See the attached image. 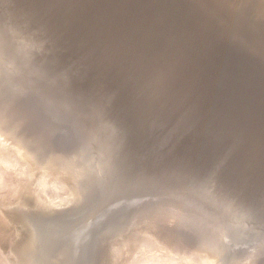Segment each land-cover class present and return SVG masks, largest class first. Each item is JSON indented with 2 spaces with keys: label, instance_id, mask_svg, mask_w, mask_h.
<instances>
[{
  "label": "rangeland",
  "instance_id": "obj_1",
  "mask_svg": "<svg viewBox=\"0 0 264 264\" xmlns=\"http://www.w3.org/2000/svg\"><path fill=\"white\" fill-rule=\"evenodd\" d=\"M15 1L17 0H0V21H5L11 15L8 8ZM49 6H59L63 10L49 12ZM72 6L78 11L84 9L82 7L80 10L73 0H45L34 4L35 8L31 13H35L32 17L34 15L37 19L33 17V21L43 27L45 35L38 41L41 51L36 57V67L19 72V78L15 82L4 77L1 82V102L7 106L8 113L16 111L14 119L17 129L22 128L24 131L21 132L29 140L39 141L41 158L46 165L54 166L55 169L42 171L33 167L30 170L31 178L29 176L27 180L23 174L18 173V167H7L0 161V264H134L140 260L139 247L142 243L153 240L151 234L155 232L171 233L178 240L176 242L187 246L192 243L196 246L221 243L226 254L222 255L225 264H264V199H259L264 198V176L259 172L253 174V179L260 182L257 186L259 192L255 191L248 171L237 166L233 169L236 179L231 185L227 181L216 179L220 176L218 166L229 159L235 162V159H241L242 154H245L250 162L255 163L260 160L257 154L264 156V96H259L264 93L263 76L253 70H239L237 76L230 74L231 77L228 72L232 70L231 67L222 68L215 61L206 62L201 56L205 55L204 51L197 48L185 53L189 52L190 56L186 55L188 60L184 54L178 58L172 57L173 63L158 70L155 57L143 55L139 37L129 32H117L119 27L117 29L114 25H118L121 12L118 11L119 6L115 5L106 15L98 12L93 18L87 19L96 26L97 29L92 30H98L95 31L98 35L88 39L84 45L86 50L79 45H70L67 43L70 40L66 38L68 32L72 34V25L70 16L67 15ZM102 18L103 24L99 21ZM31 23L32 19L30 23L25 20L23 24L26 26L23 28L31 29ZM39 31L38 29L37 33L40 35ZM109 37L112 40H108ZM135 42L139 44V49ZM115 43H118L117 46ZM128 43L130 47L127 46ZM132 44L136 46L133 47ZM53 47L58 50L50 54ZM69 50L74 52L69 53ZM163 52L160 51L156 56L162 54L157 57H165ZM66 53L68 61L64 59L67 57ZM195 54L198 56H194ZM124 57H132V60L124 61ZM159 60L162 61V58ZM197 66L200 68L197 69L198 72L195 71ZM203 67L209 68L211 74ZM202 70L206 71L204 75L208 74L204 76ZM164 71L169 72L164 74ZM247 72L251 74L248 75ZM109 73L124 74L123 79L130 88L127 86L128 97L132 106H135L129 108L128 112L117 105L114 96L110 97L103 86H98L99 75ZM206 80H209L208 83ZM159 88H163V91ZM242 89L244 92L240 94ZM152 93L158 96L160 103L158 100L153 101ZM198 101H201L200 104ZM206 104L208 108L205 107ZM134 114L143 116V119H133ZM205 127L210 128V134L203 132ZM193 136L209 141L224 156L217 163L212 158L206 162L205 156L191 144ZM220 138L228 139L226 142L236 149L224 146ZM12 144L15 145V141L5 135L0 138V146H3L0 148V160L1 156L13 160V163L20 157L27 159V155L20 149L14 151ZM195 151L200 158L198 165L190 161V156ZM73 161L81 166L92 163L93 178L90 180V189L87 188L89 192L85 191L84 200L67 206L62 212L56 209L63 199L55 200L50 204L54 207L51 210L38 192V180L50 176L60 179L61 175L56 177L54 174L56 166L61 171L62 165L66 166ZM225 173L228 174L226 171ZM182 204H186L189 209L183 208ZM21 209H24L26 219L17 216L21 214ZM121 246L124 248L119 250ZM117 250L123 257L115 258ZM201 252L207 254L206 250L202 249ZM121 259H125V262Z\"/></svg>",
  "mask_w": 264,
  "mask_h": 264
},
{
  "label": "bare ground",
  "instance_id": "obj_2",
  "mask_svg": "<svg viewBox=\"0 0 264 264\" xmlns=\"http://www.w3.org/2000/svg\"><path fill=\"white\" fill-rule=\"evenodd\" d=\"M44 1L45 0H17V1H15L14 5H11L8 8L11 11V15L5 21H0V136L2 137L3 135H5L6 137L10 138L11 140H14L15 143H16L15 145L12 144L14 146V151L16 149L17 150L20 149L21 151H23V153H25V155H27V157H26L27 159H22L20 157L22 160L19 161L20 158L18 160L15 159V161L16 160L18 161V162L16 161L15 163L12 162L13 160L12 161L8 160L7 157H6L7 159H4L3 156H1V160L0 161L4 165H6L7 167L8 166H11V167L13 166L15 168L18 167V169H17L18 173L23 174L26 177L27 180H29V176L31 178V174H30L31 171L30 170L33 167L34 168H40V170L42 169V171H44L45 169H55V167L54 166L51 167L50 165H46L47 163L45 162V160L41 158L42 149L40 147L41 146L40 143H38L39 141H37V139L36 140H34V139L29 140V138L25 137L23 132H21V130H23L22 128H21V130H19V128L17 129L18 125L15 124L16 123V119H14L15 116L17 115V114H15L16 111L13 110V112L11 111V112L8 113V109L6 108L7 106H4V104H2V102H1L2 101V99H1V97H2V95H1V91H2L1 82L3 81V77L6 78V80L11 79V80H13V82H15L19 78V75H18L19 72H22L23 70L30 69V68L33 69L34 67H36V57L38 56V52L41 51L40 47H38V41L41 39V36L44 38L45 35L43 33V27L40 26L37 22L33 21V19L35 17L33 15V17H34L33 18L32 14H35V13H31V12L34 11L33 9L35 7L33 8V6H34L35 3L44 2ZM66 1H68V0H66ZM88 1H90V0H82V1L73 0V3H75V5L77 4L78 8L80 10H81L82 7L84 9L81 10V11H78V10H76V11L69 10V12L66 11V12H68L67 16H70L69 20H70V23L72 25L71 31H73L74 24H79L80 23L81 27L83 25V23H81L79 21V19H81V18L80 17L78 18V16H77V15H79L78 12H83L86 15V19H88V18L91 19V18H93V16H95L94 15L95 13L99 12L102 15L103 14L106 15V12L109 9H114L115 6H119L118 7V9H119L118 11L121 12L120 13L121 14L120 15L121 19H120L118 25H116V24L114 25V26L117 27V29L119 27L117 32H120V33L123 32L124 34H125V32H129V33H132V34L136 35L137 37H139L138 39H140V44H141L140 46L142 47L143 55H145V56L146 55L154 56L155 59L157 60L158 70L165 69V65L170 64L171 62L173 63V58L172 57L178 58V56L180 57V56H182V54L185 55V53L188 50L192 49L194 51L197 48V49H201L202 51H204L205 55L202 54L201 56H203V58L206 60V62L207 61H209V62L210 61H215V62H217L218 65H220V66L222 65V68L231 67L232 70H229V69H228L229 71L227 70L229 72V75L230 74L234 75L239 70H240V72L241 71H250L251 72V70H253L254 73H256V74L260 73L263 76L262 80L264 78V0H94L95 1L94 3H90ZM8 2H9V0H8ZM112 4L115 5V6H113ZM73 6H72V8L75 7V6L74 7ZM49 8H50L49 12H50V10H52V11L54 10L53 12H58L60 10H63V8L59 7V6H57V7H54V6L50 7L49 6ZM39 12H40V10H39ZM109 14H111V13H109ZM112 15H113V13H112ZM107 17H108V15H107ZM51 18H53V17H51ZM31 19H32V23H31L32 28L31 29L30 28L24 29L25 27L23 28V26H26V25H24L26 22L24 24H23V22L25 20H27L30 23ZM35 19H37V18H35ZM94 19H96V17ZM103 19L104 18H102L99 21H101V23H102ZM124 19H126V20H124ZM15 22H17V24H15ZM117 22H115V23H117ZM97 23H100V22L97 21ZM108 25H109V23H108ZM111 26H113V25H111ZM91 27H92L91 29H94V28L97 29L96 26H94V25L91 26ZM38 29L40 30L39 31L40 35L37 33ZM100 30L102 31V29H100ZM110 30H111V28H110ZM112 30H113V28H112ZM93 31L94 30H92V32ZM95 31H94V33H92V32L91 33L95 34ZM106 31H108V29H106ZM120 33H118V34H120ZM123 33H122V35H123ZM68 34H70V33H68ZM113 34L115 35V32H113ZM97 35L98 34H96V36ZM121 37H123V36H121ZM119 38H120V36L118 37V40H119ZM95 39H96V37H95ZM110 39L112 40L111 37L108 38V40H110ZM122 39L123 38H121V40ZM103 40H105V39H103ZM125 40H126V37H125ZM130 42L132 43V41H130ZM129 43H128L127 46L130 47ZM98 44H99V41H98ZM102 44L105 45V43H102ZM107 44L109 45V43H107ZM117 44L115 46H117ZM121 44H123L122 41H121ZM133 45L134 44H132V46ZM136 45H138V47ZM136 45H134V46H136V48L139 49V44L136 43ZM49 46H52V45H49ZM118 47H116V48H118ZM120 47H123V45L122 46L120 45ZM120 47H119V49H121ZM100 48H102V46ZM57 50H58L57 47H55V48L53 47L52 52L50 51L49 53L50 54H54L53 52H56ZM163 50L166 53L163 52ZM125 51H126V49H125ZM125 51H123V52H125ZM160 51L163 52L165 57H163V56L162 57H157V56H160L162 54L156 56V54L160 53ZM195 53H196V51H195ZM130 54H131V51H130ZM140 54L142 55V53H140ZM186 55L188 56L189 52ZM187 56H186V58H187ZM194 56H198V54L197 55L195 54ZM132 57H131V59H128V58L124 57V61H125V59L132 60ZM191 57H193V56H191ZM191 57H190V59L193 60L194 57H193V59ZM159 58H162V61L159 60ZM181 58H183V57H181ZM196 58H199V57H196ZM145 59L146 58H144V60ZM166 59H167V61H166ZM187 60H188V58H187ZM116 61H117V59H116ZM120 61H122V60H120ZM138 61H139V59H138ZM195 62H196V60H195ZM206 62L205 61L203 62L204 65H205ZM161 63H163V64L161 65ZM198 63H200V62L198 61ZM186 64H188V63H186ZM197 65H199V64H197ZM200 65H199V67L201 68L202 66H200ZM218 65H217V68L219 67ZM119 66H121V65H119ZM132 67H133V65H132ZM178 67H179V65H178ZM183 67H184V65H183ZM185 68H186V66H185ZM200 68H198V66H197L196 70H195V67H194L193 70L197 71V69H200ZM203 68L205 70L207 67L206 68L203 67ZM210 68H211V66H210ZM213 68H214V66H213ZM117 69H119V68H117ZM144 69H145V67H144ZM208 69H206V70H208ZM225 71L226 70H224V72ZM135 72H136V70H135ZM142 72H144V71H142ZM148 72H149V68H148ZM165 72L167 74L169 71L168 72L164 71V74H165ZM179 72H182V71H179ZM200 72L201 71H199V73ZM205 72H203V70H202L203 75H204ZM208 72H209V70H208ZM202 73H200V74H202ZM209 73L211 74V72H209ZM110 74L111 73H109L107 75H110ZM174 74H177V73H175V71H174ZM200 74H197V75H200ZM207 74L208 73H206L205 75H207ZM246 74L250 75L251 73L249 74L247 72ZM138 75H139V73H138ZM148 75H147V78L149 77ZM151 75H153V74H151ZM179 76H180V73H179ZM236 76H237V74H236ZM244 76L245 75H243V77ZM139 77H140V75H139ZM210 77H212V76L210 75ZM167 78H168V76H167ZM175 78H177V76ZM197 78L201 79V77H197ZM213 78H215V77L213 76ZM245 78H243V79H245ZM258 78L260 79V77H258ZM142 79H140V80H142ZM160 79H161V76H160ZM185 79H187V77ZM192 79H193V77H192ZM238 79H240V77ZM248 79H250V77ZM253 79H254V77H253ZM177 80H179V79H177ZM190 80H191V78H190ZM215 80H216V78H215ZM229 80H231V79H229ZM104 81L105 82H102V84H101V81L99 79L100 85H98V86L102 87V86H105V85H110V86L114 85V82H112V80H111V82L107 81L106 79ZM172 81H174V80H172ZM193 81H195V80H193ZM208 81H207V83H208ZM167 82H169V81H167ZM226 82H227V80H226ZM236 82H237V80H236ZM260 82H261V80L259 81V83ZM153 83H155V82H153ZM210 83H213V82H210ZM214 83H215V81H214ZM255 83H257V82H255ZM5 84H6V82H5ZM169 84H170V82H169ZM213 84H211V85H213ZM237 84H238V82H237ZM156 85H158V84H156ZM166 85H168V84H166ZM234 85H235V83H234ZM242 85H243V83H242ZM182 87H184V86H182ZM190 87H191V85H190ZM213 87H214V85H213ZM213 87L211 88V90L213 89ZM234 87H236V86H234ZM252 87H253V85H252ZM156 88L158 89V87H156ZM219 88L220 87H218V90H219ZM224 88H226V87H223V89ZM162 89H160V90H162ZM192 89H195V87L192 88ZM232 89H230V90L232 91ZM255 89L256 88H254V92L256 93ZM206 90H208V89H206ZM243 90L244 89H242V92H240V94H242L244 92ZM248 90H249V88H248ZM212 91H211V93H212ZM235 91H236V89H235ZM258 91H259V89H258ZM260 91H262V90H260ZM204 92H206V91H204ZM238 92H239V90H238ZM167 93H169V92H167ZM214 93H216V92H214ZM223 93H225V92H223ZM230 93H232V92H230ZM181 94H182V92H181ZM263 94L262 95L259 94V96H264ZM225 95H227V94H225ZM233 95L235 96L234 93H233ZM237 95H238V93H237ZM191 96H188V97H191ZM249 96L252 97L251 95H249ZM203 97H205V96H203ZM125 98H129L130 99V97H125ZM233 98H235V97H233ZM254 98H256V97H254ZM260 98H262V97H260ZM187 99H189V98H187ZM200 99H201V97H200ZM220 99H222V98H220ZM231 99H232V97H231ZM191 100H192V98H191ZM211 100L213 101V99H211ZM249 100L251 101V99H249ZM239 101H240V99H239ZM200 102H199V104H200ZM213 102H215V101H213ZM226 102H227V99H226ZM232 103L234 104V102H232ZM235 104L237 105V103H235ZM253 104H255V103L253 102ZM231 105H229V106H231ZM245 105H247V104H245ZM256 105H257V103H256ZM133 106L131 108H133ZM206 106H207V104L205 105V107ZM139 108L143 109V107H139ZM198 108H197V110H198ZM207 108H208V106H207ZM211 108H213V107H211ZM222 108H224V107H222ZM232 108H233V106H232ZM141 109H138V110L142 111ZM211 110H213V112H214V109H211ZM228 113H230V112H228ZM1 147H3V146L1 145L0 148ZM11 148L12 147H10V149ZM5 149L7 151V148H5ZM9 150H8V152H9ZM5 154H3V155H5ZM78 160H80V159H78ZM92 162H93V160H92ZM72 163L66 164V166L62 165V167H60L61 171H58L57 169H59V167L56 166L57 169L54 171V174L56 175V177L61 175V178H60L61 180L57 179L55 177H52V176H50V178L47 177V178H43L42 180H38V183H37L38 192L42 195V199L44 200V202L48 206V208H51V210H54V207L51 206L50 204H52L53 202H55V200H58V199H63L62 202L58 205V208L56 209V210H59L58 212L64 211L67 208V206L79 203L80 201L84 200V198L86 196L85 191H88L87 188L90 189L89 188V186L91 184L90 180L93 178L92 163L90 164L88 162L89 164H86L85 166L82 165L83 167L81 165H79L78 162L73 161ZM82 164H84V163H82ZM235 166H237V165H234L233 167H235ZM237 167L240 168V166H237ZM242 170L246 171L245 168H243ZM59 172H61L62 174L59 173ZM98 177H99V175H98ZM233 179H234V181H233ZM233 179H231V181L227 180V182H229V181L231 182V183H228V184L231 185L232 183H234L236 178H233ZM75 206H77V205H75ZM247 209H249V208H247ZM20 211H21V214H19L17 216H20L21 218H23V219L25 218L26 219V216L24 215L25 213H23L24 209H21ZM193 214H195V213H193ZM193 214H192V216H193ZM226 222L227 221H225V223ZM225 229H227V228H225ZM223 231H225V230H223ZM222 232H221V234H222ZM151 235H152L151 237L154 238L153 240H150L149 243H142L141 246L139 245L140 247L138 246L139 247V252H140V255H139V259L140 260H139V262H134V264H225V258H224V256L222 257V255L224 254V251L222 250L221 243H215V244L211 243L212 245L209 244V245H206V246L205 245H199V244L196 246V245H194L195 243L194 244L192 243V245L190 244V245L187 246V244H182V243L176 242L178 240L175 239L174 238L175 235L173 236L171 233H166V232L164 233L163 232V233L159 234L158 232L157 233L155 232V233H152ZM178 236H180V235H178ZM215 238H216V236L214 237V239ZM195 240H193V241L195 242ZM206 240H208V239H206ZM143 241H141V242H143ZM180 241H182V240H180ZM193 245H194V247H193ZM123 248H124V246L121 249H119V250H122ZM202 249L206 250V252H207L206 255H204L201 252ZM116 253H115L116 254L115 258L119 259V257H123L122 254L119 255V251L116 252ZM123 254H124V252H123ZM224 255H226V254H224ZM152 256H154V257H152ZM123 260L122 261L125 262V259H123ZM126 260H127V257H126Z\"/></svg>",
  "mask_w": 264,
  "mask_h": 264
},
{
  "label": "water",
  "instance_id": "obj_3",
  "mask_svg": "<svg viewBox=\"0 0 264 264\" xmlns=\"http://www.w3.org/2000/svg\"><path fill=\"white\" fill-rule=\"evenodd\" d=\"M80 1H82V0H80ZM88 2L94 3L95 1L94 0H90ZM65 9H67L66 5H65ZM72 10L76 11L73 8H72ZM78 13H79V15H77L78 18L80 17L82 19V20L79 19V21L81 23H84V27H81L80 23L79 24H74L73 31H71L72 34H69L66 39L70 40L69 42H67L68 44L74 45V46L79 45L80 47H83L84 50H86V47L84 46L85 43L88 41L89 38H92L93 35H96V32H95V34L91 33L92 32L91 26H93V25L88 22V20L86 19V15L83 12H78ZM63 43H65V42H63ZM69 51H70L69 53H73L74 52V50H69ZM64 59L67 60V61L69 60L68 54H67V57L64 58ZM37 61L38 60H36V62ZM162 64L163 63H161V65ZM123 78H124V74L118 75V73L117 74L111 73L110 75L104 74L103 76L99 75V79L101 81V84H102V82H105L104 81L105 79L107 81L111 82V80H112V82H114V85H115L114 87L110 86V85H105V86H103V88L109 94L110 97L114 96V99L116 100L117 105L124 112H128L129 111L128 109L132 107V102L130 101L129 98H125V97H128V95H129L128 94L129 93V90H128L129 86L126 84V81H124ZM134 85L137 86V84H134ZM127 86H128V88H127ZM121 91L124 92V94ZM152 94H153V97H154L153 101L158 100L159 103H160L161 101L158 99V96L155 95V93H152ZM132 118L139 121L140 119H143V116H139V115L134 114ZM198 125L200 126V124H198ZM203 132L206 133V134H210L211 130H210L209 127H205ZM192 139H193V142L191 144L194 146V149L197 152H199V153H201V154H203L205 156L204 157L202 155L206 159H204L202 156L201 157L206 162H208V160L211 161L210 158H212L217 163L218 161H220L221 156H224L222 151L216 149V147H214L213 144L210 143L209 141H207L205 139L202 140V139H200L199 137H196V136H193ZM220 140L222 141L224 146L230 147L232 149H236L234 147V145L230 144L229 142H226L228 139L220 138ZM196 151H195V154L194 153L191 154L190 161H191V163H193L195 165H198V163L200 161L199 160L200 158L198 157ZM257 155H259V157H260L259 159L260 160H259V162H255V163L254 162L253 163L250 162V160L247 158V156L245 154H242L241 159H239V158L235 159L236 162L232 161L231 159L227 160L225 162V164H223L221 166H218L219 169H218L217 172L219 173L220 176L216 177V175H215L216 179H218L219 181H223L224 182V181H227V180L231 181V179L236 178V175L233 174V171H234L233 170L234 169L233 166L237 165V166H240V169L245 168V170L248 171L247 173L249 175V179L255 185V187H254L255 191L259 192L257 186H258V184L260 182H257V181H255L253 179L254 178L253 174L259 172L262 175V177L264 176V156L262 155V157H261L260 154H257ZM224 165H226V166H224ZM210 171H212V169ZM225 171L228 174H226ZM221 174H222V176H221ZM230 181L228 183H231ZM233 181H234V179H233ZM259 199H264V198H259ZM182 205H183V208L187 209L186 204H182Z\"/></svg>",
  "mask_w": 264,
  "mask_h": 264
}]
</instances>
